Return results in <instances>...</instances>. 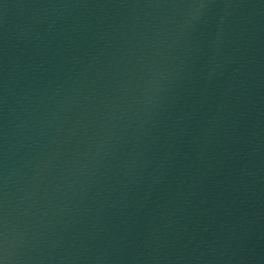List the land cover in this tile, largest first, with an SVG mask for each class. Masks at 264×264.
Returning a JSON list of instances; mask_svg holds the SVG:
<instances>
[{
  "label": "water",
  "instance_id": "95a60500",
  "mask_svg": "<svg viewBox=\"0 0 264 264\" xmlns=\"http://www.w3.org/2000/svg\"><path fill=\"white\" fill-rule=\"evenodd\" d=\"M2 264H264V0H0Z\"/></svg>",
  "mask_w": 264,
  "mask_h": 264
},
{
  "label": "snow or ice",
  "instance_id": "6c2138e0",
  "mask_svg": "<svg viewBox=\"0 0 264 264\" xmlns=\"http://www.w3.org/2000/svg\"><path fill=\"white\" fill-rule=\"evenodd\" d=\"M0 264H2V262H0Z\"/></svg>",
  "mask_w": 264,
  "mask_h": 264
}]
</instances>
